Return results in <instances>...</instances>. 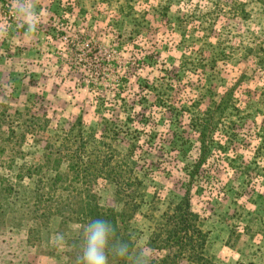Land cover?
Wrapping results in <instances>:
<instances>
[{
    "label": "rangeland",
    "instance_id": "374dc122",
    "mask_svg": "<svg viewBox=\"0 0 264 264\" xmlns=\"http://www.w3.org/2000/svg\"><path fill=\"white\" fill-rule=\"evenodd\" d=\"M11 2L0 0V117L37 118L48 124L44 138L82 119L99 138L103 103L118 102L131 116L159 109L146 115L144 124L151 123L138 151L145 204L130 227L139 247L183 198L184 168L199 154L186 119L167 124L171 110L205 109L212 96L218 102L225 91L235 93L238 115L230 112L220 125L192 202L215 264H264V0H31L42 19L27 41ZM120 108L113 119L118 112L126 121ZM177 136L193 149L176 144ZM42 146L30 138L27 161L38 160ZM117 147L125 154L128 143L122 137ZM96 190L103 206L122 211L112 182L101 180ZM3 214L0 264H75L80 226L61 227L55 218L47 227H20Z\"/></svg>",
    "mask_w": 264,
    "mask_h": 264
},
{
    "label": "trees",
    "instance_id": "16d2710c",
    "mask_svg": "<svg viewBox=\"0 0 264 264\" xmlns=\"http://www.w3.org/2000/svg\"><path fill=\"white\" fill-rule=\"evenodd\" d=\"M212 65L216 66L214 62ZM117 93L121 97L120 90L114 97L118 98ZM234 100L235 93L227 90L218 102L214 96L209 98L205 109L197 105L195 110H171L172 118L167 124L182 125L181 121L186 119L195 134L199 154L193 166L184 168L187 185L183 198L161 220H155L146 244L152 254V264H215L209 253V234L201 226L191 195L196 179L217 149L220 125L230 112H236L232 117L238 115ZM100 108L106 124L99 138L85 130L82 119L70 130L44 138L42 134H46L48 124L40 123L37 118L25 121L22 114L0 117V213L11 216L20 227L25 222L47 227L58 218L61 227L76 225L83 230L89 220L103 219L114 226L116 240L138 248L130 227L131 220L141 213L145 204L143 178L146 174L143 178L140 175L143 172L138 151L144 147L142 140L151 123L149 120L144 124V120L147 116L152 119L159 109L154 110L150 105L144 107L146 112L134 110L131 116L127 109L118 106V102L103 103ZM119 108L123 109L126 121L121 120L118 112L119 120L113 119L116 111H121L117 110ZM107 115L112 117L106 118ZM134 118L137 124H129ZM243 127H247L246 124ZM122 137L128 143L125 154L117 147ZM30 138H38L43 143L38 160L27 161L29 153L25 146ZM181 140L184 139L177 136L175 143ZM181 142L193 149V144H186L189 139ZM101 180L116 186L121 212L101 204L96 190ZM26 182H29L27 187L23 186ZM82 238L71 246L76 255L75 264H78ZM109 264L122 262L110 256Z\"/></svg>",
    "mask_w": 264,
    "mask_h": 264
},
{
    "label": "clouds",
    "instance_id": "9594fccd",
    "mask_svg": "<svg viewBox=\"0 0 264 264\" xmlns=\"http://www.w3.org/2000/svg\"><path fill=\"white\" fill-rule=\"evenodd\" d=\"M10 14L25 28V41L36 33L42 19L31 0H12ZM57 241L64 237L58 234ZM122 264H152V254L147 247L133 248L128 242L115 239L114 226L103 219H92L84 224L78 264H109V257Z\"/></svg>",
    "mask_w": 264,
    "mask_h": 264
}]
</instances>
